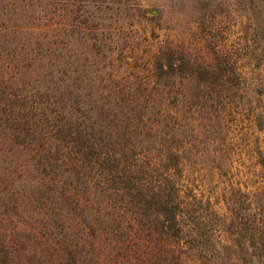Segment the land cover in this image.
Listing matches in <instances>:
<instances>
[{"label": "trees", "instance_id": "16d2710c", "mask_svg": "<svg viewBox=\"0 0 264 264\" xmlns=\"http://www.w3.org/2000/svg\"><path fill=\"white\" fill-rule=\"evenodd\" d=\"M128 11L123 0H0V264H264V228L242 233L261 213L242 215L241 191L203 192L227 176L236 63L157 44L131 67L133 42L116 33ZM194 115L213 124L206 168L193 164Z\"/></svg>", "mask_w": 264, "mask_h": 264}, {"label": "rangeland", "instance_id": "374dc122", "mask_svg": "<svg viewBox=\"0 0 264 264\" xmlns=\"http://www.w3.org/2000/svg\"><path fill=\"white\" fill-rule=\"evenodd\" d=\"M139 1L147 11L148 21L139 24L134 17L136 8L133 2L123 0L129 7L128 15L133 18L124 21L116 30L119 37L132 40L136 49L132 57L137 59L129 62L131 67L141 69L148 64L149 55L157 44L175 45L179 51H189L196 60L205 61L214 49L236 63L238 85L230 90L234 96L227 94L229 105L225 116H222L227 132L224 143L229 154L227 176L219 184H215L216 178L211 189L203 192L208 195L218 190L230 197L241 191L245 196L242 215H262L253 219V228L252 219L246 226L243 225L242 233L248 238L253 229L251 233L258 236L264 228L261 219H264V171L260 164L261 156L264 157V131L257 126L264 127V90L258 87L259 81L264 82V0ZM10 23L13 26L16 23L22 27H40L39 21L11 19ZM192 88L180 84L174 89L186 93ZM230 91L227 90L228 93ZM191 121L195 133L193 164L197 166L200 152L206 149L216 151L215 144L208 140L212 136L207 132L213 124L202 121L196 115ZM202 161L203 158H200L199 167L206 168ZM212 204L219 214L224 212L222 202L217 198L212 200Z\"/></svg>", "mask_w": 264, "mask_h": 264}]
</instances>
